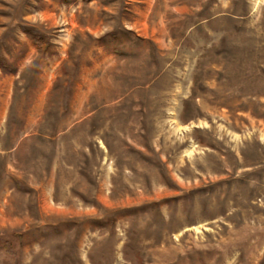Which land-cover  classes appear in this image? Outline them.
<instances>
[{"label": "rangeland", "instance_id": "1", "mask_svg": "<svg viewBox=\"0 0 264 264\" xmlns=\"http://www.w3.org/2000/svg\"><path fill=\"white\" fill-rule=\"evenodd\" d=\"M0 264H264V0H0Z\"/></svg>", "mask_w": 264, "mask_h": 264}]
</instances>
